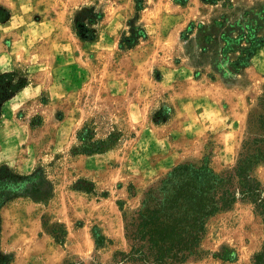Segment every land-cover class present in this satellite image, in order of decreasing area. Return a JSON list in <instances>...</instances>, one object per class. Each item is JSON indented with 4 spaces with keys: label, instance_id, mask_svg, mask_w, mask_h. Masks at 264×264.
I'll return each mask as SVG.
<instances>
[{
    "label": "rangeland",
    "instance_id": "1",
    "mask_svg": "<svg viewBox=\"0 0 264 264\" xmlns=\"http://www.w3.org/2000/svg\"><path fill=\"white\" fill-rule=\"evenodd\" d=\"M10 71L26 86L2 104L0 167L42 171L52 195L1 209L0 255L109 264L128 251L123 216L175 166H235L264 88V0H0ZM255 177L264 187V165ZM94 229L110 243L96 249ZM263 246L260 217L237 203L208 221L187 264H252Z\"/></svg>",
    "mask_w": 264,
    "mask_h": 264
},
{
    "label": "trees",
    "instance_id": "2",
    "mask_svg": "<svg viewBox=\"0 0 264 264\" xmlns=\"http://www.w3.org/2000/svg\"><path fill=\"white\" fill-rule=\"evenodd\" d=\"M253 46L256 50L262 45ZM25 86L26 81L19 78L17 71L0 74V116L2 104ZM261 165H264V88L249 114L235 166L223 173L215 172L207 159L200 165L175 166L145 191L134 212L123 216L128 251L116 252L109 264H187L198 259L208 221L230 211L237 203L249 204L264 225V187L255 177ZM51 191L42 171L23 176L0 167V211L18 198L31 197L47 205ZM48 233L56 244L65 243L67 229L63 224L56 223ZM91 236L96 249L110 243L97 229L91 231ZM220 259L233 263L237 255L225 251ZM12 260L0 255V264H11ZM63 264L101 263L94 257L88 262L75 259ZM252 264H264V246L253 256Z\"/></svg>",
    "mask_w": 264,
    "mask_h": 264
}]
</instances>
